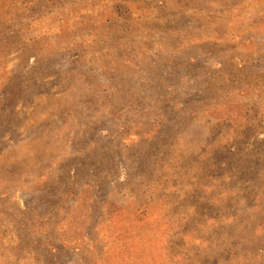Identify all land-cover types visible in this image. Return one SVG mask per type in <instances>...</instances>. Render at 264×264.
Wrapping results in <instances>:
<instances>
[{"label":"rangeland","instance_id":"obj_1","mask_svg":"<svg viewBox=\"0 0 264 264\" xmlns=\"http://www.w3.org/2000/svg\"><path fill=\"white\" fill-rule=\"evenodd\" d=\"M0 264H264V0H0Z\"/></svg>","mask_w":264,"mask_h":264}]
</instances>
